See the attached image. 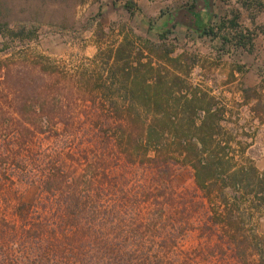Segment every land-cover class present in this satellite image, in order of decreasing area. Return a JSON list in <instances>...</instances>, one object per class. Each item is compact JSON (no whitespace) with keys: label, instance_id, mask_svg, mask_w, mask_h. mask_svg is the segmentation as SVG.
I'll use <instances>...</instances> for the list:
<instances>
[{"label":"trees","instance_id":"16d2710c","mask_svg":"<svg viewBox=\"0 0 264 264\" xmlns=\"http://www.w3.org/2000/svg\"><path fill=\"white\" fill-rule=\"evenodd\" d=\"M67 1L22 0L24 6L16 9L12 0H0L1 39L12 43L34 40L47 7ZM238 1L245 9L264 8L259 0ZM122 7L129 15L136 10L130 0ZM100 10L99 6L97 16ZM192 16L195 31L217 41L220 50L251 49L253 40L240 24L239 13L221 17L215 24L208 19L204 25H200V16ZM94 23L95 19L88 18L76 32L88 31ZM46 25L52 32L69 31L49 21ZM167 33V28L161 30L158 39L164 40ZM136 45L123 36L116 45L98 48L91 71L75 75H64L43 57L21 53L16 57L3 45L0 54L8 53L0 58V117L18 116L22 124L15 135L20 146L29 148L33 142L36 118L60 123L62 132L74 137L79 133L68 126L80 121L79 116L85 120L93 116L91 128L106 152L92 155L91 149H87L90 154L80 146L74 149L69 156L71 167L63 169L59 162L41 179L38 185L45 197L34 203L18 202L13 208L16 221L0 217V264L199 262L196 249L184 250L178 245V229H167L163 216L135 212L149 202L131 195L130 179L117 172L121 165L149 171L156 189L170 182L176 168L189 169L210 211L200 226V236L215 233L240 255L252 254L248 264H264V236H251L245 230L248 215L264 212V173L252 164L233 166L230 139L221 125L225 107L206 93L190 91L189 68L177 71L182 57H171L173 51L161 45L162 53H154L153 58ZM62 78L67 82L61 83ZM72 105L80 113H71ZM94 145L87 143L92 149ZM159 194L162 197L154 202L164 208V201L171 198L164 191Z\"/></svg>","mask_w":264,"mask_h":264},{"label":"rangeland","instance_id":"374dc122","mask_svg":"<svg viewBox=\"0 0 264 264\" xmlns=\"http://www.w3.org/2000/svg\"><path fill=\"white\" fill-rule=\"evenodd\" d=\"M124 1L68 0L65 4L51 3L34 40L12 43L0 37V51L6 45L16 57L19 53L43 57L64 75H75L81 70L91 71L99 49L116 45L123 36L152 53L153 58L154 53H162V45L164 49L173 51L171 57H182L183 63L177 71L189 68L187 84L190 91L196 89L206 93L215 103L225 107L221 125L227 139H230L228 149L233 166L252 164L264 173V8L254 6L245 9L238 0H130L136 10L129 15L122 7ZM259 1L264 3V0ZM12 3L16 9L24 6L22 0H12ZM99 6L100 16H97ZM231 11L239 13L240 24L250 32L253 41L249 51L220 50L217 41L195 31L192 15L200 16V25L206 24L208 19L215 24L221 17H230ZM88 18L95 19L94 26L88 31L76 32ZM48 21L69 31L52 32L46 25ZM166 28L168 33L161 41L157 33ZM7 53L0 54V58L6 57ZM164 65L173 71L172 66ZM63 82L67 80L62 78ZM43 96L41 90L40 97ZM70 110L71 113H80V108L74 105ZM201 115L199 113L198 116ZM94 119L93 116L88 120L79 116L80 121H74L73 127L68 126L69 130L79 133L71 137L68 131L62 132L60 123L55 125L47 123L44 118H36L34 140L29 148H22L19 137L15 135L22 124L18 116L12 113L0 117V217L16 221L13 208L18 202L34 203L45 197V192L38 185L41 179L44 180L59 162L63 169L71 167L69 163H73L69 156L74 149L80 146L86 149L84 153L93 151L92 155L106 152L103 151L104 145L97 143L99 139L91 128V120ZM88 142L95 143L93 149L87 146ZM122 166L117 168V172L130 179L131 195L141 200L146 198L149 202L136 207L135 212L163 216L167 229L170 226L178 229V245L184 250L196 249L199 253L196 264H248L251 262L247 261H253L252 254L240 255L239 250L226 246L215 233L200 236V226L210 211L208 203L194 186L189 169L176 168L170 182H164L163 189H156L149 171ZM161 191L171 198L164 201V208L154 202L155 198L159 201L162 197ZM258 212L248 215L245 230L251 236L263 237L264 212Z\"/></svg>","mask_w":264,"mask_h":264}]
</instances>
